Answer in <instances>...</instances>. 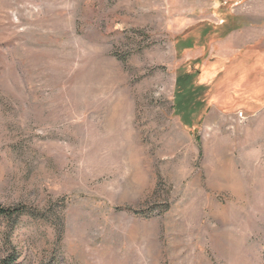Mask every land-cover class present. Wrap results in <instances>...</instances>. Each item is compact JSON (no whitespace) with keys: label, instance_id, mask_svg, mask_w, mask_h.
<instances>
[{"label":"rangeland","instance_id":"obj_1","mask_svg":"<svg viewBox=\"0 0 264 264\" xmlns=\"http://www.w3.org/2000/svg\"><path fill=\"white\" fill-rule=\"evenodd\" d=\"M0 264H264V0H0Z\"/></svg>","mask_w":264,"mask_h":264},{"label":"trees","instance_id":"obj_2","mask_svg":"<svg viewBox=\"0 0 264 264\" xmlns=\"http://www.w3.org/2000/svg\"><path fill=\"white\" fill-rule=\"evenodd\" d=\"M24 211V207L19 205L15 207H4L0 205V217H7V218H12L15 214L22 213ZM15 261V258L7 259L5 261V264H11L12 262Z\"/></svg>","mask_w":264,"mask_h":264}]
</instances>
